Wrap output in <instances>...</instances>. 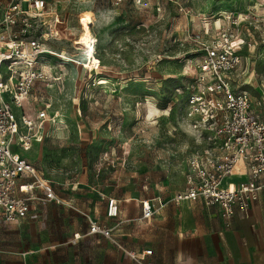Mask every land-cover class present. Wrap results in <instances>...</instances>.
Wrapping results in <instances>:
<instances>
[{
  "label": "rangeland",
  "instance_id": "rangeland-1",
  "mask_svg": "<svg viewBox=\"0 0 264 264\" xmlns=\"http://www.w3.org/2000/svg\"><path fill=\"white\" fill-rule=\"evenodd\" d=\"M49 1L62 32L50 42L65 59L50 55L61 80L41 89L64 123L47 124L26 155L64 195L93 186L105 199L172 196L184 187L186 159L198 144L185 116L196 86L185 57L200 48L202 20L239 16L252 44L242 52L243 71L260 82L264 0ZM86 29L98 35L92 57L75 44ZM244 86L256 92L254 83Z\"/></svg>",
  "mask_w": 264,
  "mask_h": 264
},
{
  "label": "built area",
  "instance_id": "built-area-1",
  "mask_svg": "<svg viewBox=\"0 0 264 264\" xmlns=\"http://www.w3.org/2000/svg\"><path fill=\"white\" fill-rule=\"evenodd\" d=\"M55 12L49 0H0V222L25 218L35 201L62 202L53 182L18 150L31 147L45 121H55L49 113L53 97L41 89L61 80L50 56L64 58L50 42L61 32ZM204 17L202 35H196L200 48L185 57L196 83L185 116L199 147L187 159L186 188L172 200L219 204L229 220L236 209L246 212L264 191V115L254 111L250 91L236 83L242 51L252 46L242 34V20L229 13L212 24L214 15ZM260 85L258 104L264 111V77ZM236 174L239 180L229 179ZM157 200L158 204L141 200L142 218L161 211V198ZM119 214L118 200L109 198L108 215ZM88 218L90 233L110 238L138 264H154L147 259L152 249L126 248L114 237L112 227Z\"/></svg>",
  "mask_w": 264,
  "mask_h": 264
},
{
  "label": "crops",
  "instance_id": "crops-1",
  "mask_svg": "<svg viewBox=\"0 0 264 264\" xmlns=\"http://www.w3.org/2000/svg\"><path fill=\"white\" fill-rule=\"evenodd\" d=\"M239 82L246 88L255 84L256 92H250L252 107L264 115L258 104L262 90L259 78L245 73L242 67L237 85ZM49 113L55 121H45L30 148H18L28 159L26 152L44 137L47 124L64 123L62 117L55 115L54 97ZM198 147L199 144L189 155ZM187 159L181 190L186 188ZM239 178L236 174L229 179ZM53 186L62 202L35 201L25 218L0 222V264H138L110 238L90 233L88 216L112 227L114 237L124 247L137 251L152 249L147 259L154 264H264V191L246 212L236 209L227 220L219 204L207 205L201 199L175 202L174 194L110 195L105 199L103 192L93 186H71L68 195L54 183ZM84 189L92 195H80ZM109 198L118 200V217L108 215ZM157 198H161V211L149 219L142 218L141 200L150 199L158 204Z\"/></svg>",
  "mask_w": 264,
  "mask_h": 264
},
{
  "label": "bare ground",
  "instance_id": "bare-ground-1",
  "mask_svg": "<svg viewBox=\"0 0 264 264\" xmlns=\"http://www.w3.org/2000/svg\"><path fill=\"white\" fill-rule=\"evenodd\" d=\"M98 36V35H97ZM90 29H86L78 35L75 44L84 50L88 57H92L96 49L98 37Z\"/></svg>",
  "mask_w": 264,
  "mask_h": 264
}]
</instances>
